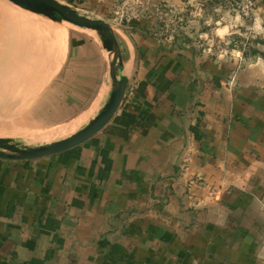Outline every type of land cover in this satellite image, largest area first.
Returning <instances> with one entry per match:
<instances>
[{
	"label": "crops",
	"instance_id": "0c3cea01",
	"mask_svg": "<svg viewBox=\"0 0 264 264\" xmlns=\"http://www.w3.org/2000/svg\"><path fill=\"white\" fill-rule=\"evenodd\" d=\"M58 1L113 27L127 90L83 145L0 160V264H264V63L249 67L264 60L249 31L264 0L223 40L216 21L237 13L203 0ZM0 29L3 48L20 27ZM236 35L255 52L236 57ZM92 36L62 38L65 121L96 115L111 91Z\"/></svg>",
	"mask_w": 264,
	"mask_h": 264
},
{
	"label": "rangeland",
	"instance_id": "374dc122",
	"mask_svg": "<svg viewBox=\"0 0 264 264\" xmlns=\"http://www.w3.org/2000/svg\"><path fill=\"white\" fill-rule=\"evenodd\" d=\"M1 21H10L20 29L16 30L15 37L10 33L11 38L3 48L0 29V69L7 65L0 77H4L0 81V139L10 140L20 148L38 147L80 130L94 116L90 117L89 112L79 119H61L56 114V106L64 101L56 97L59 98L63 90L57 81L66 51L63 36L71 29L91 32L52 22L4 0H0V24ZM166 22L171 25L175 21L167 19ZM169 29L171 33L174 28ZM92 37L98 40L95 34ZM48 68L53 70L47 72ZM50 91H53L51 97Z\"/></svg>",
	"mask_w": 264,
	"mask_h": 264
},
{
	"label": "water",
	"instance_id": "95a60500",
	"mask_svg": "<svg viewBox=\"0 0 264 264\" xmlns=\"http://www.w3.org/2000/svg\"><path fill=\"white\" fill-rule=\"evenodd\" d=\"M7 3L41 16L52 22H63L69 26L95 32L100 45L108 55V75L111 91L103 106L88 123L72 135L38 147H18L10 140L0 139V160L31 161L49 158L65 153L88 142L100 133L114 118L127 90L128 80L119 76L122 56L113 27L106 21L81 14L72 6L58 0H4Z\"/></svg>",
	"mask_w": 264,
	"mask_h": 264
},
{
	"label": "clouds",
	"instance_id": "9594fccd",
	"mask_svg": "<svg viewBox=\"0 0 264 264\" xmlns=\"http://www.w3.org/2000/svg\"><path fill=\"white\" fill-rule=\"evenodd\" d=\"M262 13H264V8L258 9L253 13V23L249 27V31L256 36L264 35V14ZM225 17H227V20L222 17L221 20L216 21V27L214 29L216 37L221 40L230 37L233 34V30L242 22V18L239 13L235 16H232L230 13H225ZM234 55L236 57H240L242 53L235 51ZM220 58L223 59V55ZM262 63H264V60L258 58L256 64H249V67L255 68Z\"/></svg>",
	"mask_w": 264,
	"mask_h": 264
},
{
	"label": "trees",
	"instance_id": "16d2710c",
	"mask_svg": "<svg viewBox=\"0 0 264 264\" xmlns=\"http://www.w3.org/2000/svg\"><path fill=\"white\" fill-rule=\"evenodd\" d=\"M206 3L214 5V6H220L222 8H232V2L227 1V0H210V1L206 2ZM175 39L177 41H178V39L179 40L183 39V37H182V35L180 34L179 31L176 32ZM254 40L255 39L243 38L241 35H239V36L236 35V36H233L231 40H229V42L225 45V47L237 48L242 53V55L244 57H247V56H249V55H251V54H253L255 52V49H254V46H253ZM192 42L193 41H190V42L188 41V43L184 42L183 45H187L189 48L195 49L196 51H198V50L202 51L203 47L201 46L200 41H197V44H196L197 46L196 45L193 46ZM200 48H201V50H200Z\"/></svg>",
	"mask_w": 264,
	"mask_h": 264
},
{
	"label": "built area",
	"instance_id": "2783aa9c",
	"mask_svg": "<svg viewBox=\"0 0 264 264\" xmlns=\"http://www.w3.org/2000/svg\"><path fill=\"white\" fill-rule=\"evenodd\" d=\"M210 0H203L206 3ZM232 2V10L245 17H248L255 8V0H227Z\"/></svg>",
	"mask_w": 264,
	"mask_h": 264
},
{
	"label": "bare ground",
	"instance_id": "6f19581e",
	"mask_svg": "<svg viewBox=\"0 0 264 264\" xmlns=\"http://www.w3.org/2000/svg\"><path fill=\"white\" fill-rule=\"evenodd\" d=\"M74 29H75V28H74ZM89 32L95 34V32H93V31H89ZM95 35H96V34H95ZM8 56H9V55H8ZM0 58H1V57H0ZM6 58L8 59L9 57H6ZM2 60H4V59H2ZM0 61H1V59H0ZM7 61H8V60H7ZM9 62H10V60L8 61V63H9ZM1 63H2V62H1ZM4 63H5V62H4ZM2 65H3V63H2ZM6 66H7V65H6ZM6 66H5L3 69H0V77H1L2 74L4 75L3 72H4V69L6 68ZM2 78L4 79V77H2ZM2 78L0 79V81H1V80L3 81ZM0 83H2V82H0ZM0 86H1V85H0ZM87 122H88V121H87ZM87 122H86V123H87ZM86 123H85V124H86ZM85 124H84V125H85ZM84 125H83V127H84Z\"/></svg>",
	"mask_w": 264,
	"mask_h": 264
}]
</instances>
